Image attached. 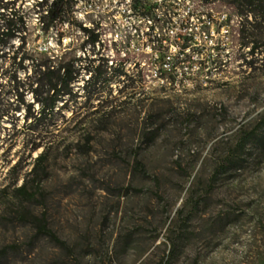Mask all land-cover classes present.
I'll list each match as a JSON object with an SVG mask.
<instances>
[{"label":"rangeland","instance_id":"rangeland-1","mask_svg":"<svg viewBox=\"0 0 264 264\" xmlns=\"http://www.w3.org/2000/svg\"><path fill=\"white\" fill-rule=\"evenodd\" d=\"M30 20L36 52L74 48L89 67L76 114L59 127L16 134L24 107L0 121V264H264V70L242 61L235 10L223 0H75L50 33ZM156 35L168 39L165 57ZM184 43L191 60L174 67ZM1 98L10 112L16 97ZM31 136L43 146L11 171ZM44 150L46 172L33 171Z\"/></svg>","mask_w":264,"mask_h":264},{"label":"trees","instance_id":"trees-1","mask_svg":"<svg viewBox=\"0 0 264 264\" xmlns=\"http://www.w3.org/2000/svg\"><path fill=\"white\" fill-rule=\"evenodd\" d=\"M204 4H211L213 0H201ZM233 8L240 18L239 29V50L243 52L242 61L244 65L252 71L264 70V0H223ZM75 0H0V86L2 80L9 85L8 92L1 94L6 96L12 94L16 97V104L11 111L4 112L0 108V121L4 118H15L24 107V124L22 128L12 121V131L19 133L36 132L43 122L52 123L54 127H59L57 118L65 119L64 113L71 111V115L76 114L71 109V102H77L79 93L75 90L76 83L83 76L81 72L87 73L88 65H81V58L77 57L74 48L67 49L61 55L52 53L36 52L34 47H30L31 37V15H37L38 25L41 26L42 34L50 33L52 25L56 22L59 14L72 12ZM142 6L141 3H134V7ZM158 7V6H157ZM210 17V15H209ZM228 17L223 19L218 29L229 21ZM152 30H155L152 27ZM208 27L200 29L205 33ZM153 48L164 55L168 54L170 45L168 39L158 37L151 38ZM17 42V43H16ZM191 45L183 44L180 47V55L183 56L174 67L185 64L191 59L186 50ZM217 43L215 50L224 51ZM248 49V52H245ZM192 67V66H190ZM83 68L85 70H83ZM25 73L21 76L19 72ZM89 78L84 80L83 91L87 92L94 77L89 72ZM103 75L97 82L102 81ZM34 79V80H33ZM35 83V84H34ZM36 85V86H35ZM31 93L33 103L27 104L25 96ZM88 99L92 95L87 94ZM61 102V103H60ZM36 104V107L34 106ZM78 116V115H76ZM74 116L71 121L76 117ZM69 122L68 120L65 123ZM33 134V133H32ZM34 145L25 157L21 155L15 164L10 168L16 169L21 163L29 160L32 153L37 150L42 143H35V137L31 136ZM17 143V141H15ZM47 155L41 152L33 161V171L42 166V172H46L45 164ZM23 189H18L21 191ZM30 198L33 195H29ZM41 228V226H39ZM54 238V235H50ZM9 254L8 249L0 250V258H5Z\"/></svg>","mask_w":264,"mask_h":264}]
</instances>
